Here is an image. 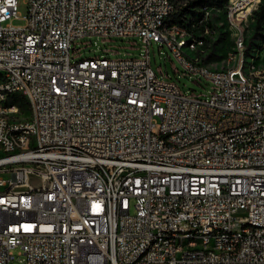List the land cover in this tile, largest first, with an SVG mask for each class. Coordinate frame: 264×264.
I'll return each instance as SVG.
<instances>
[{
  "label": "built area",
  "instance_id": "built-area-1",
  "mask_svg": "<svg viewBox=\"0 0 264 264\" xmlns=\"http://www.w3.org/2000/svg\"><path fill=\"white\" fill-rule=\"evenodd\" d=\"M27 2L21 15L18 0H0V95L24 89L34 105L27 124L0 109L13 111L0 118V264H264V73L240 75L242 62L207 71L203 55L183 63L179 24L167 22L175 0ZM262 2L207 7L194 45L223 15L244 59L232 11L247 7V18ZM94 36H139L147 50L73 62L76 41ZM155 42L208 80V94L160 77Z\"/></svg>",
  "mask_w": 264,
  "mask_h": 264
},
{
  "label": "rangeland",
  "instance_id": "rangeland-1",
  "mask_svg": "<svg viewBox=\"0 0 264 264\" xmlns=\"http://www.w3.org/2000/svg\"><path fill=\"white\" fill-rule=\"evenodd\" d=\"M187 0H176L177 6L186 4ZM229 6H237V0H228ZM207 7L204 6L200 10L203 12V19L207 12ZM18 11L21 15L28 13L27 0H18ZM254 11H248L247 7H237L232 11V21L238 29H245L247 35L248 46L245 50V58L243 59L242 38L238 35H231L230 30L223 15L213 14L209 21L210 25L216 30V33L209 41H203V46H199V54L203 55L202 62L211 68L223 70H238L239 62L240 72L242 75L253 73L254 70L264 69V37L255 36L256 21L253 17ZM201 21V20H199ZM16 23H23L16 21ZM190 34L197 36V28L192 24V28L187 27ZM260 34L264 35V23L261 24ZM76 47L80 48L75 52L72 51V61L75 62L81 58L100 55L104 50L110 51L112 58H140L146 53L147 46L139 36L127 37H84L76 41ZM150 60L153 69L160 77L166 80L175 81L180 89L186 94H203L206 95L211 90L212 85L208 80L200 75L185 74L182 64L175 57L174 53L166 45L153 43L150 46ZM230 51V55L227 53ZM254 68V69H253ZM21 99L18 97L17 103L21 104ZM28 102V100L26 99ZM29 107V108H28ZM28 107L21 108L18 118L28 120L32 116V110L28 102ZM4 155L0 149V156ZM5 178L7 174H2Z\"/></svg>",
  "mask_w": 264,
  "mask_h": 264
},
{
  "label": "bare ground",
  "instance_id": "bare-ground-1",
  "mask_svg": "<svg viewBox=\"0 0 264 264\" xmlns=\"http://www.w3.org/2000/svg\"><path fill=\"white\" fill-rule=\"evenodd\" d=\"M179 31L182 32V34H176V41H180L179 50H180V54L182 55V61L185 64H193L195 63V57L200 56L199 46L194 45L195 37L193 36V34H190L188 32L187 27H185L184 25H180V23H179ZM157 32H163V39L165 42H173V32L166 31V22L157 23ZM202 66H203V69L207 71H219L220 70V69L211 68L203 62H202ZM230 72H238V70L237 71L230 70ZM263 73H264V69H259V70H254L253 73H251L250 71V73L245 74V75H249V79H260ZM240 75H242L241 72H240ZM18 97H24L28 100L31 110H32V115H34V105L29 101L28 91L24 89H11L10 94L0 95V109L1 110H10V109L20 110L19 104L16 102ZM0 118L12 119L13 111H0ZM17 124H27V120H21L17 116ZM223 237H232V229H223ZM182 242L184 243L205 242V235L204 234H195V235L183 234ZM169 245H177V238H169Z\"/></svg>",
  "mask_w": 264,
  "mask_h": 264
},
{
  "label": "trees",
  "instance_id": "trees-1",
  "mask_svg": "<svg viewBox=\"0 0 264 264\" xmlns=\"http://www.w3.org/2000/svg\"><path fill=\"white\" fill-rule=\"evenodd\" d=\"M176 1V0H175ZM228 0H187L185 3L178 7L177 11L174 12L167 20L170 24L175 23L184 25L185 27L192 28V24H195L199 20H202L203 12L200 10L204 6L213 8H224ZM253 17L256 21V32L255 36H262L260 34L261 24L264 23V0L260 5L259 9L253 13ZM21 108L28 107L26 99H21ZM29 108V107H28Z\"/></svg>",
  "mask_w": 264,
  "mask_h": 264
},
{
  "label": "water",
  "instance_id": "water-1",
  "mask_svg": "<svg viewBox=\"0 0 264 264\" xmlns=\"http://www.w3.org/2000/svg\"><path fill=\"white\" fill-rule=\"evenodd\" d=\"M31 182L33 183V184H35V185H40V180L39 179H37V178H35V177H32L31 178Z\"/></svg>",
  "mask_w": 264,
  "mask_h": 264
}]
</instances>
